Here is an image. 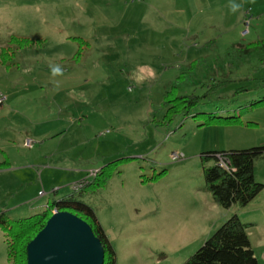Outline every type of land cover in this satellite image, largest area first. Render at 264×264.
<instances>
[{"label": "rangeland", "instance_id": "rangeland-1", "mask_svg": "<svg viewBox=\"0 0 264 264\" xmlns=\"http://www.w3.org/2000/svg\"><path fill=\"white\" fill-rule=\"evenodd\" d=\"M194 1L189 19L176 12L186 0H0V163H9L0 212L39 213L53 189L69 194L113 162L102 188L75 195L94 210L115 264H182L235 212L203 189L200 154L264 145V105H251L264 62L241 52L264 37V0ZM78 37L89 46L81 39L72 59ZM188 67L174 92L208 91L193 112L241 109L256 125H200V115L162 124L163 96ZM254 174L264 184V158ZM237 215L252 223L246 233L264 264V187ZM6 239L0 228V264H11Z\"/></svg>", "mask_w": 264, "mask_h": 264}, {"label": "trees", "instance_id": "trees-1", "mask_svg": "<svg viewBox=\"0 0 264 264\" xmlns=\"http://www.w3.org/2000/svg\"><path fill=\"white\" fill-rule=\"evenodd\" d=\"M79 38V37H78ZM20 47L33 44L34 40L28 38L12 37ZM79 46L72 56L77 58L81 53L82 40L79 38ZM241 52L249 60L256 59L264 62V37L249 42L241 47ZM191 67L183 70L172 83L171 89L163 96L165 112L161 123L169 124L174 118L201 116L204 124H243L256 125L255 122H243L240 118L241 109L235 115H224L225 108L213 111L193 112L199 100L206 98L208 91L199 95L195 92L176 94L174 92L178 81L187 77ZM264 82V76L260 78ZM220 86L216 82L211 86ZM247 90L238 87L234 93L238 94ZM258 100H252L251 105H264V91L260 89ZM262 97V98H260ZM264 158V145H256L247 148L211 150L200 154L201 169L203 175V189L210 193L213 201L223 208L244 207L263 189L264 184L255 179L254 161ZM9 166L7 159L0 163V170ZM114 163H108L99 168L93 177H86L78 181L75 188L71 187L69 194L46 202L44 209L36 214L18 219L8 218L0 212V228L7 235V260L11 264H26V245L44 226L51 216L52 210L69 211L88 223L94 235L98 237L104 249L103 264H115L116 254L103 227L101 226L94 210L88 204L78 199L75 192L92 193L102 188L111 177ZM251 223L242 222L237 213L229 216L202 245L197 248L182 264H258L254 250L248 239L246 229Z\"/></svg>", "mask_w": 264, "mask_h": 264}, {"label": "water", "instance_id": "water-1", "mask_svg": "<svg viewBox=\"0 0 264 264\" xmlns=\"http://www.w3.org/2000/svg\"><path fill=\"white\" fill-rule=\"evenodd\" d=\"M104 249L86 221L58 211L26 245V264H103Z\"/></svg>", "mask_w": 264, "mask_h": 264}, {"label": "crops", "instance_id": "crops-1", "mask_svg": "<svg viewBox=\"0 0 264 264\" xmlns=\"http://www.w3.org/2000/svg\"><path fill=\"white\" fill-rule=\"evenodd\" d=\"M186 3H187V7L186 8H179V7H177L176 6V12H178L177 14H179V15H182V16H184V15H191L190 17H189V19L192 17V15L195 13V6H194V4H195V1L194 0H186ZM195 15V14H194ZM80 39H83V38H81V37H79ZM83 40H85V39H83ZM87 43H88V46H89V42L87 41V40H85ZM194 45H195V43H194ZM192 47H196V46H192ZM187 51H188V53H191V52H193L192 51V49H190V48H188L187 49ZM194 53V52H193ZM200 59L201 58H193L192 60H191V62H193V61H195V62H199L200 61ZM202 60V59H201ZM190 62V63H191ZM25 140V139H24ZM24 143V142H23ZM33 143V142H32ZM9 168V167H8ZM8 168H4V169H1L0 171H2V170H5V169H8ZM52 193H53V195L51 196V198H49L47 201H49V200H52V199H56V198H59V197H61V196H63V195H60L59 193H58V191L56 190V189H53L52 191H51ZM66 195V194H65ZM257 196H255L253 199H255ZM252 199V200H253ZM251 200V201H252ZM250 201V202H251ZM249 202V203H250ZM248 203V204H249ZM247 204V205H248ZM246 205V206H247ZM246 206H244V207H231V209L232 210H234L235 212L234 213H237V211L239 210V208H245ZM252 224V223H251ZM250 227V226H249ZM248 229V228H247ZM246 229V230H247ZM253 248V247H252Z\"/></svg>", "mask_w": 264, "mask_h": 264}, {"label": "built area", "instance_id": "built-area-1", "mask_svg": "<svg viewBox=\"0 0 264 264\" xmlns=\"http://www.w3.org/2000/svg\"><path fill=\"white\" fill-rule=\"evenodd\" d=\"M4 100H5V97L2 95V94H0V105H2L3 104V102H4ZM30 142H31V140H29V139H25L24 140V145L25 146H28V147H30L31 146V144H32V142H31V144H30ZM172 158H178V154L177 153H172ZM95 171L94 170H92V171H90V174H89V177H93L94 175H95ZM77 185H78V181L77 182H75L74 184H72V188H75V187H77ZM56 211L55 210H52V213H55Z\"/></svg>", "mask_w": 264, "mask_h": 264}, {"label": "clouds", "instance_id": "clouds-1", "mask_svg": "<svg viewBox=\"0 0 264 264\" xmlns=\"http://www.w3.org/2000/svg\"><path fill=\"white\" fill-rule=\"evenodd\" d=\"M58 71H59V69H58V68L54 69V72H58Z\"/></svg>", "mask_w": 264, "mask_h": 264}]
</instances>
